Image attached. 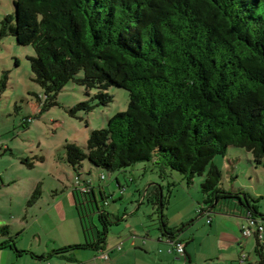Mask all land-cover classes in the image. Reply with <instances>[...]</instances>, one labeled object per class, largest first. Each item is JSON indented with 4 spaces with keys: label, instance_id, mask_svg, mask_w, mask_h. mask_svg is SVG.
<instances>
[{
    "label": "trees",
    "instance_id": "trees-1",
    "mask_svg": "<svg viewBox=\"0 0 264 264\" xmlns=\"http://www.w3.org/2000/svg\"><path fill=\"white\" fill-rule=\"evenodd\" d=\"M14 3L15 13L0 22V41L13 34L19 44L34 47L31 68L47 101L71 80L85 85L89 95L99 89L96 103L81 102L72 112L110 102L111 85L129 91L128 109L92 130L85 148L66 143V160L77 172L87 158L109 171L153 164L167 181L168 194L161 193L166 186L159 182L146 196L158 214L155 224L169 239L179 238L187 225H168L170 196L178 183L191 186L197 176L204 177L200 212H219L221 203H234L246 207L247 219L264 223L260 197L245 192L244 200L239 191L224 188V172L215 161L237 146L251 152L256 165L264 164V0ZM72 193L85 241L54 249L48 257L106 243L113 214L100 206L91 181L77 182ZM40 194L38 185L29 203ZM255 236L258 263L264 264V234ZM4 247L25 251L12 237L0 242Z\"/></svg>",
    "mask_w": 264,
    "mask_h": 264
},
{
    "label": "rangeland",
    "instance_id": "rangeland-1",
    "mask_svg": "<svg viewBox=\"0 0 264 264\" xmlns=\"http://www.w3.org/2000/svg\"><path fill=\"white\" fill-rule=\"evenodd\" d=\"M14 1L0 0V22L7 14L15 13ZM35 54L32 45L19 44L13 34L0 41V242L3 236H8L6 239L12 237L18 247L29 246L35 232L39 231L44 239L51 241L49 252H52L54 244L57 247L85 241L72 193L76 183L84 178L91 181L100 206L113 214L112 231L126 229L127 234L129 228H134L135 233L142 234L147 228L157 233V225H153L158 218L155 206L147 196L143 198L153 183L167 185V181L160 178L157 167L140 162L123 171H109L94 166L87 158L77 172L66 160V143L76 142L85 148L92 130L106 127L110 116L128 109L129 91L111 85L108 92L113 99L110 102L98 104L90 111L72 112L81 102L96 103L97 98L93 97L99 89H91L89 95L85 85L71 80L52 102L47 101L31 68L30 56ZM83 75L80 71L77 76ZM1 80L6 86L3 87ZM215 161L224 172L221 185L239 191L244 200L247 199L245 192L260 197V212L264 213V164L256 165L252 153L237 146H230L227 154L217 155ZM78 173L83 178H79ZM101 173L105 178H101ZM174 178L181 180L177 172ZM203 178L197 176L195 184L178 183L174 188L165 209V214L171 215L173 221L181 213L191 208L194 211L200 205ZM38 185L41 194L35 202L29 203ZM162 193L168 194L167 186ZM229 204L221 203L220 206L226 209ZM125 213L126 220L117 222ZM196 215L192 212V217ZM95 222L96 226L101 225L98 214ZM247 238L250 244H246L245 252L249 260L245 264H259L254 250L256 236ZM6 251L11 257L15 256L11 258L14 264H28L31 259L24 253L18 256L10 248ZM88 251L91 250H74L81 260ZM50 261L52 264L80 263L59 254H53ZM233 264L241 263L237 260Z\"/></svg>",
    "mask_w": 264,
    "mask_h": 264
},
{
    "label": "crops",
    "instance_id": "crops-1",
    "mask_svg": "<svg viewBox=\"0 0 264 264\" xmlns=\"http://www.w3.org/2000/svg\"><path fill=\"white\" fill-rule=\"evenodd\" d=\"M145 197L146 195L143 198ZM197 201L199 204L198 199ZM229 206L228 212L224 209L215 213L200 212L199 206H197L194 210L197 215L192 217L194 211L191 208V203V207H189L191 210L181 213L175 221L172 220L171 215L166 214L168 225L171 227L187 223L178 235L185 244L184 253L177 250L170 251L168 238L162 235L158 224H153L157 225L155 228L157 233L155 234L147 228H145V233L142 234L135 233L134 228H129L126 234V229L114 232L110 227L103 248H83L91 250L86 253L84 260L79 259L74 251L71 254H62L61 256L64 259L80 262L78 264H227L228 262L233 264L237 260L241 264H245L249 260L248 254L245 252L246 244L247 246L250 244V239L247 237L251 236L242 234L243 226H250L245 215L246 207L234 203ZM126 217V213L123 214L120 216V221L126 220ZM246 219L248 222L244 221ZM126 227L128 229V226ZM6 237L8 236H3V239L5 240ZM48 240L44 239L42 232L37 231L29 246L18 247L17 244L18 249L25 251L18 252L11 247L0 248V252H2L0 264H9L8 261L15 258V256L11 257L9 251H6L8 248L17 252L18 256H22L23 253L28 254L31 258L28 264H44L46 262L52 264L50 261L52 256H47L50 253L51 243ZM70 244L74 243L70 242L66 245ZM55 246L56 244L52 245L53 250L57 247H63ZM104 252L109 253L108 258L101 256ZM243 254H246V260L242 262L240 258ZM11 264H14L13 260H11Z\"/></svg>",
    "mask_w": 264,
    "mask_h": 264
},
{
    "label": "built area",
    "instance_id": "built-area-1",
    "mask_svg": "<svg viewBox=\"0 0 264 264\" xmlns=\"http://www.w3.org/2000/svg\"><path fill=\"white\" fill-rule=\"evenodd\" d=\"M101 178H104V175H102ZM80 186L84 190L87 189V186H84V185H80ZM248 220H249L250 226H243L242 234L244 236H249V235H252V234H256V232H258L259 236L263 238L264 223L261 220H258V222H256V223H255V221L253 219H249L248 218ZM167 241L169 243V250L170 251L177 250L180 253H184L185 252V244L178 237H174V238H171V239L168 238ZM101 256L108 258L109 257V253L108 252H104V253L101 254ZM240 259H241L242 262L245 261L246 260V254H243Z\"/></svg>",
    "mask_w": 264,
    "mask_h": 264
},
{
    "label": "water",
    "instance_id": "water-1",
    "mask_svg": "<svg viewBox=\"0 0 264 264\" xmlns=\"http://www.w3.org/2000/svg\"><path fill=\"white\" fill-rule=\"evenodd\" d=\"M161 193H162V191H161Z\"/></svg>",
    "mask_w": 264,
    "mask_h": 264
}]
</instances>
